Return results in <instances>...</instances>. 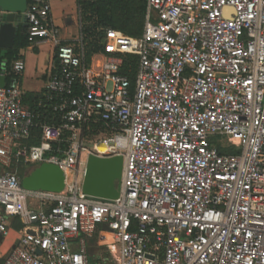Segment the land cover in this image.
<instances>
[{
    "label": "built area",
    "instance_id": "1",
    "mask_svg": "<svg viewBox=\"0 0 264 264\" xmlns=\"http://www.w3.org/2000/svg\"><path fill=\"white\" fill-rule=\"evenodd\" d=\"M26 16L56 61L37 111L23 58L3 62L16 82L0 86V264H91L95 236L113 264H264V0H147L142 35L103 28L91 55L80 6L70 41L49 0ZM91 154L123 156L118 197L84 193ZM20 160L57 164L64 189L24 188Z\"/></svg>",
    "mask_w": 264,
    "mask_h": 264
},
{
    "label": "trees",
    "instance_id": "2",
    "mask_svg": "<svg viewBox=\"0 0 264 264\" xmlns=\"http://www.w3.org/2000/svg\"><path fill=\"white\" fill-rule=\"evenodd\" d=\"M31 2L32 0H29V3ZM78 4L82 8V31L88 39L89 55L103 50L101 40L104 36L103 28L113 27L133 36H140L143 33L147 0H83L78 1ZM26 31L27 27L21 28L16 36L14 46L0 54V61L4 58L7 60L8 70H10V64L19 58L20 50L29 42ZM137 64L136 56H128L122 67V72L129 75L132 82L135 79ZM41 99L40 95L34 93H25L24 95V103L29 104L30 108L36 111L39 109L38 104ZM48 119L52 120V115ZM101 128L100 124L93 125V132H97ZM40 142V132L37 131L32 138L20 141L19 144L34 145ZM15 165H17L18 173L22 178L29 173L27 172L28 167L22 160L16 161Z\"/></svg>",
    "mask_w": 264,
    "mask_h": 264
},
{
    "label": "water",
    "instance_id": "3",
    "mask_svg": "<svg viewBox=\"0 0 264 264\" xmlns=\"http://www.w3.org/2000/svg\"><path fill=\"white\" fill-rule=\"evenodd\" d=\"M29 0H0V47L12 48L15 44L17 25L27 19ZM1 79L0 86H5ZM16 79H12V84ZM122 155H89L83 181L84 193L99 198L119 196L123 174ZM24 188L60 192L65 187V173L57 165L44 162L32 169L22 178ZM109 229L108 224H103ZM3 236L0 234V239ZM41 254V250H38Z\"/></svg>",
    "mask_w": 264,
    "mask_h": 264
},
{
    "label": "crops",
    "instance_id": "4",
    "mask_svg": "<svg viewBox=\"0 0 264 264\" xmlns=\"http://www.w3.org/2000/svg\"><path fill=\"white\" fill-rule=\"evenodd\" d=\"M49 1L51 3V18L53 23L59 27L62 39L64 41H70L81 30L79 22V0ZM23 27H27L28 31L27 19L17 25L16 36ZM6 49L8 48L0 47V54H3ZM19 58H23L25 61V71L18 81L22 89L25 93H34L43 98L47 91L50 73L56 61L55 43L49 40H41L36 43L28 42L27 46L20 50ZM4 61L7 60L4 58L0 61V82L3 79L2 83L11 85L14 75L9 71L3 75ZM26 105L30 107L29 104ZM101 247L104 248L103 246ZM111 259L112 255L105 248L99 253L92 252L91 248V264H113L110 261Z\"/></svg>",
    "mask_w": 264,
    "mask_h": 264
},
{
    "label": "rangeland",
    "instance_id": "5",
    "mask_svg": "<svg viewBox=\"0 0 264 264\" xmlns=\"http://www.w3.org/2000/svg\"><path fill=\"white\" fill-rule=\"evenodd\" d=\"M102 40V39H101ZM100 40V41H101ZM99 134H96L94 135L93 137H91V139L95 140V138L98 137ZM102 136V135H101ZM107 137H110V135H107ZM14 169L18 172V167L17 165L14 166ZM31 169L27 168V172H30ZM14 238V234L11 236V241L13 240ZM89 243L91 244V248H92V252H95V253H99L101 250H104V248H102L100 246L99 243H97V237L95 236L94 238H90L89 240Z\"/></svg>",
    "mask_w": 264,
    "mask_h": 264
},
{
    "label": "bare ground",
    "instance_id": "6",
    "mask_svg": "<svg viewBox=\"0 0 264 264\" xmlns=\"http://www.w3.org/2000/svg\"><path fill=\"white\" fill-rule=\"evenodd\" d=\"M109 147H110V144L107 141H101L97 145V149L102 152H105L106 150H108Z\"/></svg>",
    "mask_w": 264,
    "mask_h": 264
}]
</instances>
